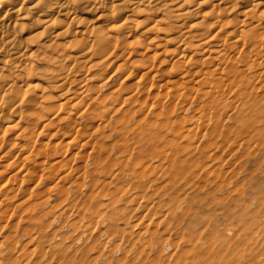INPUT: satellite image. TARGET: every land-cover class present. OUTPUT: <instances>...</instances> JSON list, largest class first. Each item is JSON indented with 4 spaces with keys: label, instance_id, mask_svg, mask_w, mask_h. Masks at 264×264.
Segmentation results:
<instances>
[{
    "label": "rangeland",
    "instance_id": "obj_1",
    "mask_svg": "<svg viewBox=\"0 0 264 264\" xmlns=\"http://www.w3.org/2000/svg\"><path fill=\"white\" fill-rule=\"evenodd\" d=\"M129 69L127 78L115 71L94 91L109 109L102 134L88 130V137L58 145L63 134L72 135V121L85 129L90 123L77 111L66 122L54 110L52 124L32 139L35 149L54 148L49 160L23 161L31 170L24 174L0 158V264H264L261 82L250 86L249 108L232 112L235 102L218 106L222 114L213 117L219 129L202 121L206 126L194 135L186 129L195 123L200 103L210 100L193 83L196 76L189 86L199 91L186 92L193 99H154L156 90L145 84L135 92L138 103L113 109L109 97L115 87L120 95L133 91L140 69ZM206 154L211 158L201 163ZM53 160L59 165H51ZM54 180L58 187L50 186Z\"/></svg>",
    "mask_w": 264,
    "mask_h": 264
},
{
    "label": "bare ground",
    "instance_id": "obj_2",
    "mask_svg": "<svg viewBox=\"0 0 264 264\" xmlns=\"http://www.w3.org/2000/svg\"><path fill=\"white\" fill-rule=\"evenodd\" d=\"M175 29L178 34L173 36ZM161 64L164 69L158 68ZM130 66L140 69L133 91L120 95L119 87L110 90L112 108L136 102L138 86L146 85L156 90L154 99L162 95L193 99L186 92L199 91L189 86L196 76L193 83L210 100L200 103L196 121L186 131L195 135L206 126L202 121H210L216 131L219 123L213 116L222 114L218 106L235 102L232 112L249 108L250 86L261 82L258 88L264 89V0H0V158L4 166L28 174L31 170L23 161L42 165L54 155L48 144L38 149L32 144L33 136L52 124L54 110H61L66 122L77 111L90 123L85 129L72 121V135L63 134L58 145L88 137V130L102 134L109 109L94 91L115 71L127 78ZM147 95L144 100L151 102ZM247 125L256 130L253 123ZM95 145L105 148L103 143ZM210 158L206 154L200 162ZM53 183L50 186L58 184Z\"/></svg>",
    "mask_w": 264,
    "mask_h": 264
}]
</instances>
